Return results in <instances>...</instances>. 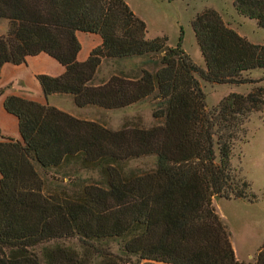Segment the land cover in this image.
I'll use <instances>...</instances> for the list:
<instances>
[{
    "label": "trees",
    "instance_id": "trees-1",
    "mask_svg": "<svg viewBox=\"0 0 264 264\" xmlns=\"http://www.w3.org/2000/svg\"><path fill=\"white\" fill-rule=\"evenodd\" d=\"M238 13L264 28V0H234ZM0 73L46 52L65 66L59 76L39 74L47 96L67 93L77 106L123 108L157 100L151 127L126 122L112 129L52 105L8 96L5 107L19 118L22 140L0 141V264H127L99 246L121 238L140 264H264V243L254 262L240 261L232 232L213 203L215 195L256 202L259 196L232 177V151L246 122L264 108V87L231 92L212 108L199 76L210 83L259 82L245 72L264 69V43L230 27L207 7L193 20L206 67L166 35L148 37V27L125 0H0ZM102 42L81 61L77 32ZM149 56L154 70L113 72L97 82L105 58ZM1 135V130H0ZM155 155L153 168L127 170L131 159ZM80 164L101 180L78 184L51 170ZM54 180V181H53ZM65 181V179H64ZM62 182V183H61ZM77 237L81 250L62 245L40 257L31 248ZM143 260H147L143 262Z\"/></svg>",
    "mask_w": 264,
    "mask_h": 264
},
{
    "label": "rangeland",
    "instance_id": "rangeland-1",
    "mask_svg": "<svg viewBox=\"0 0 264 264\" xmlns=\"http://www.w3.org/2000/svg\"><path fill=\"white\" fill-rule=\"evenodd\" d=\"M127 1L139 15L147 19L150 29L148 37L163 36L161 35V31L163 30L168 37V44L170 46L176 45L181 34V29H183V47L199 66L206 67L204 57L196 39L193 20L199 12L207 7L218 10V5L223 6L221 0H215L216 2L214 0ZM224 6L228 7L229 5L225 4ZM229 18L227 17L228 22H232L234 26L238 25L233 19ZM8 26L9 24L6 19H0V35L7 32ZM240 29L253 42H261L264 39V29L257 27L254 20L246 21ZM90 35L92 34H81L86 48L92 42L93 37H89ZM142 66H147L150 70L155 69L150 58L146 57V59L141 61H126L121 65V69L119 70L106 67L108 69L105 73L111 72L112 74L120 70L139 73L140 69L143 68ZM244 74L251 79H261V81L239 85L228 83L216 84L210 83L199 76L201 85L207 96V107L212 108L233 91L247 94L257 86L264 87V69H254ZM156 104L157 100L154 97H148L123 108L105 109L98 106H91L88 111H85L87 113L84 115L90 118L89 120H95L112 129H120L126 122L140 124L148 128L157 123V120L153 116V110ZM155 162V155L143 156L131 159L126 163V169L136 171L148 170L154 167ZM231 164L232 177L238 183V186L245 189L242 184L246 180L251 184V188L246 189L248 193L254 190L257 196L260 197V200L256 203H249L234 201L224 197L225 199L221 201L219 210L220 213L224 214L230 229L234 231V239L239 253L241 255H247L249 253L255 255L264 239V108L261 111L254 112L246 122L241 138L236 141L233 147ZM65 172L71 174V178L78 184L96 183L101 180V175L98 170L84 168L80 164H71L70 167L60 170H51L48 177L51 178L53 175L55 178L61 181L63 180L64 184L69 179V175H65ZM219 199H216L214 196V205L215 201ZM55 245L81 250V242L77 237L45 241L37 244L31 250L41 257L46 248ZM99 246L107 252H113L120 258L130 260V263L127 264L141 263L137 255H130L124 251V242L121 238L102 241L99 243Z\"/></svg>",
    "mask_w": 264,
    "mask_h": 264
},
{
    "label": "crops",
    "instance_id": "crops-1",
    "mask_svg": "<svg viewBox=\"0 0 264 264\" xmlns=\"http://www.w3.org/2000/svg\"><path fill=\"white\" fill-rule=\"evenodd\" d=\"M125 1L133 9V6L127 0ZM190 1H193V0H190ZM221 3L223 4V6L218 5L219 7L218 11L220 12V14L222 15L225 21L228 22L227 17L228 18L231 17L229 19H233L238 24L234 26L232 22H228V23L226 22L230 27L236 29L241 35L247 37V35H245L241 31L240 28L248 20H254L256 23V26L259 27L256 19H251L249 17H245L241 15L240 13H238V11L236 10L234 6V0H221ZM225 4H228L229 6L225 7L224 6ZM231 4H232V8H231ZM136 14L139 15L137 12ZM139 16L143 20H145L147 23V27H148L147 35H148L149 30H150L148 21L142 15H139ZM82 33H85V32H81V31L77 32V36L82 43V49L78 54V59L81 61L85 60L89 56L92 48H94L95 46L99 45L102 42L100 35L95 34V33H89V34H92L89 37H93V38H92V42L90 43V45L86 48L84 41H83V37L81 36ZM161 35H165V32L163 30L161 31ZM150 38H153V37H150ZM256 43H264V39L261 42L258 41ZM171 46H175V45H171ZM146 57H149V56H136V57L124 58V59H118V58L103 59L99 67V71L97 73V82H99L103 77L111 75V72L105 73L108 69L106 67L119 70L121 69L120 68L121 65H123V63H125L126 61H129V60L141 61L143 59H146ZM145 68H148V67L146 66ZM64 72H65V66L46 52H41L37 55L28 56L27 61L21 64H14L11 62H7L3 65L1 69V73H0V130H1L0 141L4 140L5 137H12L17 140H22L20 127H19V118L15 114L10 113L5 107V101L8 96H18L24 99L39 102L41 104L52 105L66 112H69L70 114L76 117L88 119V120L90 119L86 117L84 114L87 113L85 111H88L91 108V106H85V107L77 106L74 101L73 95L67 94V93H54V94L47 96L45 94V91L38 79V75L39 74H49L52 76H59L63 74ZM1 178H2V174L0 172V181H1ZM223 199L225 198L222 197L218 201H215V205L219 213H220L219 206H221V201ZM231 200L256 203L260 199L256 202H250L247 200L235 199V198H232ZM220 215L223 217L224 221L226 222L224 214L220 213ZM231 232H232L231 240H232L233 247L235 249L237 258L240 261L254 262L256 260V256H257L259 249L255 255H252L251 253L247 255H241L235 243L234 231L231 230ZM263 243H264V239L262 241V244ZM262 244L259 246V248L262 246ZM146 261L147 260H143L142 263ZM153 263L154 264H172V263H166L162 261H153Z\"/></svg>",
    "mask_w": 264,
    "mask_h": 264
},
{
    "label": "water",
    "instance_id": "water-1",
    "mask_svg": "<svg viewBox=\"0 0 264 264\" xmlns=\"http://www.w3.org/2000/svg\"><path fill=\"white\" fill-rule=\"evenodd\" d=\"M221 196L220 195H215V198L216 199H219Z\"/></svg>",
    "mask_w": 264,
    "mask_h": 264
}]
</instances>
